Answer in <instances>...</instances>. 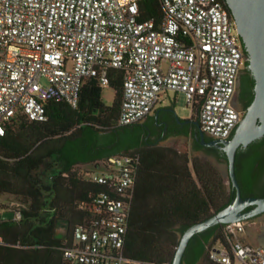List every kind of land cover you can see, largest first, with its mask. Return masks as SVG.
I'll list each match as a JSON object with an SVG mask.
<instances>
[{
    "label": "built area",
    "instance_id": "2783aa9c",
    "mask_svg": "<svg viewBox=\"0 0 264 264\" xmlns=\"http://www.w3.org/2000/svg\"><path fill=\"white\" fill-rule=\"evenodd\" d=\"M141 1L0 0V137L17 113L44 121L48 101L76 107L84 78L108 86L118 69L117 125L141 122L167 92L183 93L200 129L228 139L240 120L232 101L244 55L225 3L157 0L161 16L141 19ZM139 165L126 152L87 175L105 190L80 203L91 217L74 227L62 264H172L124 254ZM246 224H224L198 264H264V247L243 238Z\"/></svg>",
    "mask_w": 264,
    "mask_h": 264
},
{
    "label": "trees",
    "instance_id": "16d2710c",
    "mask_svg": "<svg viewBox=\"0 0 264 264\" xmlns=\"http://www.w3.org/2000/svg\"><path fill=\"white\" fill-rule=\"evenodd\" d=\"M140 5L141 19L162 14L157 0H142ZM108 78L115 91L110 105L102 100L99 80L86 77L76 107L50 100L46 120H30L17 113L6 123L0 137V194L21 197L23 206L11 209L19 210V219L0 218V264H62V249L71 244L74 227L91 217L80 203L105 190L103 184L87 178L93 171L77 167L92 164L97 169L113 155L137 152L140 156L123 247L127 257L172 263L179 234L234 197L231 182H225L207 156L191 155L173 146L141 144L133 136L139 131L130 129L138 123L117 125L122 73L110 69ZM250 82L246 75L248 91ZM222 157L226 162L225 153ZM47 159L54 162L55 169L45 180L37 171ZM235 175L240 186L236 171ZM243 194L252 195L249 190ZM223 225L215 224L192 236L184 264L203 260L205 245L222 237Z\"/></svg>",
    "mask_w": 264,
    "mask_h": 264
},
{
    "label": "water",
    "instance_id": "95a60500",
    "mask_svg": "<svg viewBox=\"0 0 264 264\" xmlns=\"http://www.w3.org/2000/svg\"><path fill=\"white\" fill-rule=\"evenodd\" d=\"M235 23V28L245 50L244 63L253 73L255 80L254 97L244 116L234 128V134L228 139L211 138L204 140L205 133L199 128L201 144L218 146L225 152L227 161L224 174L231 182L234 197L230 202L209 216L196 222L179 234L172 264H184L183 257L187 245L196 233L215 224H227L260 218L264 214V196H245L240 192L235 175V154L240 145L264 135V0H225ZM243 50V49H242ZM259 120L258 123L256 121ZM213 163L214 161L208 157ZM217 165V163H214ZM0 218H13V212H0Z\"/></svg>",
    "mask_w": 264,
    "mask_h": 264
},
{
    "label": "flooded vegetation",
    "instance_id": "af4514ba",
    "mask_svg": "<svg viewBox=\"0 0 264 264\" xmlns=\"http://www.w3.org/2000/svg\"><path fill=\"white\" fill-rule=\"evenodd\" d=\"M251 79L249 91L246 89L245 77ZM255 80L253 73L244 63L241 69L236 91L233 97V106L240 113V120L254 97ZM239 120V121H240ZM259 120L256 121L258 123ZM137 126V127H135ZM199 122L196 114L188 118L180 117L170 106L155 107L138 125H132L131 131L135 133L134 141L146 143L148 145H160V142L166 140L182 139L186 140L193 151H198L202 155L210 157L214 163L225 162L223 149L214 145L201 144L199 137ZM234 134V130L230 137ZM229 137V138H230ZM133 140V139H132ZM205 141L211 140L207 134ZM202 146V149L194 150L195 146ZM235 171L240 177V192L243 197L244 191L249 190L251 196H264V135L256 138L246 145H240L235 154ZM254 218L246 220L253 221Z\"/></svg>",
    "mask_w": 264,
    "mask_h": 264
},
{
    "label": "rangeland",
    "instance_id": "374dc122",
    "mask_svg": "<svg viewBox=\"0 0 264 264\" xmlns=\"http://www.w3.org/2000/svg\"><path fill=\"white\" fill-rule=\"evenodd\" d=\"M114 89L110 85L103 86L102 87V100L106 105H110L114 98ZM164 106H170L172 107L175 112L183 118H188L191 116V109L186 103V99L184 97L183 93H173V92H167L164 94L160 101L157 104V107H164ZM160 145L164 146H173L177 148L180 151H186L191 153V155H202L198 151H193L188 142L186 140L182 139H175V140H166L160 142ZM53 161L51 159H47L45 163L40 167V169L37 171V174L41 176L43 179H47L49 177V174L54 171L55 167L53 166ZM80 171L83 172H91L96 169H94V166L92 164H85L77 167ZM225 182L228 183V179L224 178ZM18 206H23V203L21 201V197L10 194V193H2L0 194V212L7 210V209H13L17 208ZM63 226H60V230H62ZM243 238L251 244L256 245L258 242V231L250 222H247L245 226V230L243 232Z\"/></svg>",
    "mask_w": 264,
    "mask_h": 264
},
{
    "label": "crops",
    "instance_id": "0c3cea01",
    "mask_svg": "<svg viewBox=\"0 0 264 264\" xmlns=\"http://www.w3.org/2000/svg\"><path fill=\"white\" fill-rule=\"evenodd\" d=\"M225 165H226V162H222V163L216 165L218 167V169L220 170L223 178H227L224 174ZM250 223L255 225V227L258 231V242H257V244L264 247V214L261 215L260 218H254L253 221H251Z\"/></svg>",
    "mask_w": 264,
    "mask_h": 264
}]
</instances>
